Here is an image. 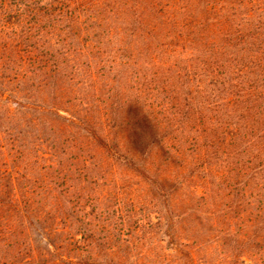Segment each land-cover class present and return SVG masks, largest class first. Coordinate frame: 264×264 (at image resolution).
Segmentation results:
<instances>
[{
	"label": "trees",
	"instance_id": "trees-1",
	"mask_svg": "<svg viewBox=\"0 0 264 264\" xmlns=\"http://www.w3.org/2000/svg\"><path fill=\"white\" fill-rule=\"evenodd\" d=\"M7 19L36 22V40L29 50L35 59L39 49L55 45L78 51L110 47L119 53L120 65L155 67L154 79L161 84L151 90L171 96V108L180 117L178 143H169L168 135L175 117L174 123H166L136 100L122 102L114 132L87 115H72L87 142L101 151L102 166L111 158L140 175L151 191L170 196L189 177H203L205 185L220 180L226 173L212 158L230 156V173L241 175L246 202L264 217V0H0V20ZM28 41L6 38L0 51L6 57L14 53L17 59ZM14 77L0 79V264H101L100 254L112 246L88 241L85 232L78 238V233L58 226L39 225L33 238L28 225L8 224L9 199L21 217L30 213L34 202L22 206L12 193L5 194L10 185L15 188L20 175L15 161L27 165L28 145L18 141L15 126L28 127L32 121L26 115L30 103L19 110L5 95L7 83L24 81V76ZM51 113L58 122L57 127L52 121V127L66 133V117L59 109ZM17 114L19 124L13 123ZM27 127L16 133L26 134ZM155 146L161 147L159 157L175 172L154 163ZM85 151L80 141L68 146L66 154L78 159ZM55 167L48 164L54 172ZM37 210L40 220L43 212Z\"/></svg>",
	"mask_w": 264,
	"mask_h": 264
},
{
	"label": "rangeland",
	"instance_id": "rangeland-1",
	"mask_svg": "<svg viewBox=\"0 0 264 264\" xmlns=\"http://www.w3.org/2000/svg\"><path fill=\"white\" fill-rule=\"evenodd\" d=\"M36 31L32 20H0V47L9 37L30 43L22 45L17 59L14 53L6 57L0 51V79L24 76L17 85L13 81L5 85L10 106L22 110L23 104L30 103L32 108L26 112L32 120L28 127L14 129L18 141L28 145L27 165L15 161L20 175L15 188L10 185L5 194L12 193L22 206L30 204L27 200L34 202L31 214L21 217L9 199L8 224L28 225L33 238L39 225H55L78 233V238L85 232L88 241L112 246L100 254L101 264H264V217L246 202L241 175L230 173V156L212 158L216 168L226 173L220 180L205 185L203 177H189L181 190L160 195L135 171L111 158L103 167L101 151L87 142L80 121L72 116L87 115L102 129L114 132L123 114L122 102L136 100L166 123H174L175 117V129L169 126L168 135L172 136L169 143H178L180 117L171 108V96L151 90L155 83L161 84L154 79L155 67L120 65L119 53L110 47L78 51L55 45L39 49L35 59L29 50ZM52 108L59 109L66 117L63 122L70 124L66 133L52 127L56 121ZM15 117L13 123L19 124L20 117ZM19 127L29 130L16 133ZM80 141L86 148L84 158L66 154L68 146ZM160 148L153 147L152 160L161 169L175 172L159 157ZM52 162L59 166L55 172L48 168ZM36 209L43 212V219L36 220Z\"/></svg>",
	"mask_w": 264,
	"mask_h": 264
}]
</instances>
